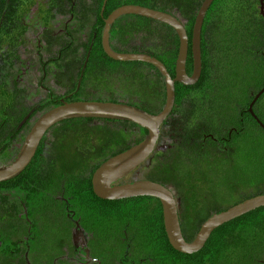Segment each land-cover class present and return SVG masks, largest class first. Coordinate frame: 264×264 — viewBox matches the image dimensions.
Wrapping results in <instances>:
<instances>
[{
	"label": "trees",
	"instance_id": "obj_1",
	"mask_svg": "<svg viewBox=\"0 0 264 264\" xmlns=\"http://www.w3.org/2000/svg\"><path fill=\"white\" fill-rule=\"evenodd\" d=\"M203 2L204 0H0V166L8 165L16 159L34 123L44 113L61 104L60 98L63 97L68 102L88 100L85 98L86 87L108 88L115 83L122 88L123 95L117 96L121 100L113 98L112 102L123 101L122 103L140 107L152 114L160 113L167 98L164 75L156 66L147 62L117 61L109 57L102 43L105 19L124 5L144 6L171 14L184 25L189 38L186 70L191 75L192 36ZM262 5L264 0L213 1L201 31V77L194 85L176 83L175 106L161 126L156 145V148H160L157 161L159 166L168 169L175 177L150 180L168 187L175 198L174 187H180L181 191H194L200 190L206 183L211 195L206 199L210 212L206 220L246 199L264 195V129L249 112L251 101L264 87ZM31 17H34L37 27L44 29L43 31H46L47 24L58 25L54 26V30H57L58 48L52 60L59 64L76 63L75 68L79 67L80 73L83 71L84 74L80 89L73 94H58L57 101L42 96V88L33 86L30 77L27 82L22 80L25 61H31L27 54H21L26 46ZM66 37L77 38L79 42L67 40ZM110 46L118 53H141L156 57L165 65L170 75L175 77L180 38L176 30L167 23L141 15H123L111 25ZM76 59L78 60L75 61ZM77 85L78 80H75L72 89H76ZM253 111L264 124V93L256 101ZM75 120L95 121L96 125L104 126L111 123L124 129H136L137 132H132L136 136L134 144L141 142L148 133L145 128L127 120L74 118L60 123ZM48 134L50 135V131L43 137L27 168L20 175L0 182L1 237L5 225L4 209L8 205H20V197L24 194L27 207L37 209L52 205L66 207L67 202L61 197L67 196L70 197V206L79 211L81 223L85 213L90 212L94 227L90 230L92 246L88 251L89 257L86 256V251L81 250V258L76 257L73 264L106 263L100 258L99 250L111 249L110 258L114 254V242H117L114 240L116 224H122L124 230L119 239L121 245L115 250L125 248L123 255L126 256L120 262L114 261L117 263L264 264L260 257L264 250V207L215 229L200 251L182 253L174 249L168 239L163 206L158 198L140 196L106 200L93 191L92 177L97 168L109 157L130 148L131 144L111 150L97 163L67 173L58 167V147ZM162 135L166 139L160 147ZM239 152L245 154V158H241L244 159V164L238 162L239 167L234 169L222 167L225 157L237 159ZM220 176L224 178L223 181L219 179ZM227 178H232V182L227 180L226 183ZM253 182L262 185L252 190L249 196L243 194L240 199L234 198L233 192H236L239 184ZM8 190H13L14 193L8 194ZM7 198L10 200L6 201ZM125 226L128 230L136 227L140 232V236L136 238L139 246L137 251L142 250L147 254L143 261L134 259L138 252L133 249L136 247L132 245V236L126 237ZM181 227L185 239L191 242L201 224L194 236H189L182 223ZM103 234L107 238H103ZM111 234L113 241L109 240ZM69 236L71 237V233ZM50 243L43 248L44 253L50 254L56 252V247L59 248V241L53 240ZM45 244L44 240L43 245Z\"/></svg>",
	"mask_w": 264,
	"mask_h": 264
},
{
	"label": "water",
	"instance_id": "obj_2",
	"mask_svg": "<svg viewBox=\"0 0 264 264\" xmlns=\"http://www.w3.org/2000/svg\"><path fill=\"white\" fill-rule=\"evenodd\" d=\"M213 1L204 0L195 21L192 36L193 73L191 75L186 70L189 38L184 25L178 19L167 12L144 6L124 5L114 10L105 19L102 43L106 54L117 61H141L156 66L164 75L166 82L167 98L164 109L158 114H152L140 107L122 102L97 100L68 102L63 100L61 104L44 113L35 122L27 134L16 159L8 165L0 166V182L20 175L33 160L45 134L61 121L74 118L127 120L145 128L148 133L141 142L112 156L97 168L92 177L93 191L98 197L106 200H122L140 196L158 198L163 206L165 230L174 249L187 254L198 252L204 247L215 229L248 212L264 207V195L251 197L241 203L235 204L229 209L208 218L201 225L195 239L188 242L182 232L177 200L168 187L152 180H138L131 183L113 185L138 168L154 152L160 137L161 126L172 113L175 106L176 83L180 82L185 85H194L199 81L202 74L201 31L206 13ZM105 4L106 1L103 5V10ZM261 11L264 15V5H262ZM127 14L156 19L169 24L176 30L180 38V47L176 62L175 77L170 75L165 65L156 57L141 53H118L112 50L110 46L111 25L119 17ZM263 93L264 87L251 101L249 112L264 129V124L257 118L253 111L256 101Z\"/></svg>",
	"mask_w": 264,
	"mask_h": 264
},
{
	"label": "rangeland",
	"instance_id": "obj_3",
	"mask_svg": "<svg viewBox=\"0 0 264 264\" xmlns=\"http://www.w3.org/2000/svg\"><path fill=\"white\" fill-rule=\"evenodd\" d=\"M34 17L30 18L29 24L30 29L26 35V46L21 51V54H24V56L27 54L28 57L31 58V61H25V66L22 68V80L27 82L29 77H36L37 76V69L40 67V55L43 57H47L49 54L53 53V50L55 51L57 49V45L50 40H54V32H49L48 29L55 31L52 29V27H46V33H44L42 36L40 35V29L37 27V23L34 22ZM48 28V29H47ZM37 29V30H36ZM57 32V30H56ZM67 40H74L75 42H79L77 38L71 39V38H65ZM23 56V57H24ZM76 59L75 61H77ZM75 66L77 64L75 63H68L66 66L59 70V73L55 76H53V82L55 84H59L63 89H69L71 86L73 87V80L75 77ZM63 68V69H62ZM53 69V67L49 68V72ZM98 89L96 91L89 90L87 91L86 97L88 100H97V101H111L115 99L121 100L122 98H118V95H123L122 88L115 83L108 88L105 86L97 87ZM41 93V92H40ZM48 96V93L42 89V96ZM40 94L38 95V97ZM114 96V97H113ZM35 97V96H34ZM123 102V101H121ZM97 122H84L82 120H75L73 122H64V123H58L53 127L49 137L51 140H53L58 147V167L63 172H73L74 170H77L83 166H86L91 163H95L99 160H101L104 156L109 154V152L116 148H122L126 144H131V146L135 145L133 142L136 139V136L132 132H137L136 129L131 130V128L125 127V130L122 126L118 125L115 126L111 123L105 124V126L102 125H96ZM35 124V123H34ZM90 124L91 126H88ZM125 130V131H124ZM129 130V131H128ZM163 135L160 139V147L164 143ZM203 146H201L202 148ZM203 150V149H201ZM212 152L214 150L212 149ZM160 154V148H156V150L135 170H133L131 173L126 175L121 179V181H138V180H150L152 178H174L175 175L170 173L168 169L165 167H161L158 164V156ZM239 157L236 159L234 157H225L223 163V168H238L239 163L244 164V159L241 160V158L245 154L242 152H239ZM247 157V155H246ZM238 160V161H237ZM221 181L224 180V178H221ZM229 180L232 182V178L225 179V182L228 183ZM261 183L253 182V183H243L239 184L237 187L236 192H233L234 198L240 199L243 194L249 196V193L252 190L257 189L259 186H261ZM173 186V185H172ZM174 187V186H173ZM180 188V187H179ZM179 188L174 187V193L176 194L178 205L180 209V217H181V223L186 229L189 236H194L195 231L198 229L200 224L204 223L206 218L209 216V206L207 203V197L209 194V186L205 183L203 184L202 188L199 190H184L181 191ZM178 193V194H177ZM211 196V195H210ZM193 199V200H191ZM182 203V204H181ZM121 225V226H120ZM120 226V227H119ZM128 226V225H127ZM125 226V230L127 228ZM116 232L119 233L120 230H124L122 224H116ZM119 228V229H118ZM119 231V232H118ZM133 234V233H132ZM129 233V236L132 235ZM197 234V233H196ZM195 234V235H196ZM57 236L60 237L61 234L53 233L51 234V237L49 235L48 241H53L52 237ZM67 241H65V244L62 248H55L56 252H52L48 254L47 256H42V258H37L33 254L27 255V262L29 264H52L53 262H56L55 264H62V263H68L73 264V260L68 257H73L72 249L67 250V248L70 247L71 239L69 236H66ZM113 241V239L117 242H114L116 244V248L120 247L121 243L119 242V236L115 235L114 238L110 237ZM46 241V240H45ZM110 242V241H109ZM120 243V244H119ZM138 243H133V248L136 250V256H134V259H137V261H143L144 257H147V254L145 252L137 251L139 249ZM127 247V246H126ZM115 248V249H116ZM114 249V248H113ZM114 254L110 258V252L111 249H101L99 250L101 252L100 258L103 260V262H106L104 264H121L114 261H122L126 259V256L123 255V250H115ZM93 251V250H92ZM125 252V250H124ZM87 256V255H86ZM260 257L262 261L264 262V250L260 254ZM91 263V262H90ZM5 264H14V260H8ZM98 264H102L99 262Z\"/></svg>",
	"mask_w": 264,
	"mask_h": 264
},
{
	"label": "flooded vegetation",
	"instance_id": "obj_4",
	"mask_svg": "<svg viewBox=\"0 0 264 264\" xmlns=\"http://www.w3.org/2000/svg\"><path fill=\"white\" fill-rule=\"evenodd\" d=\"M48 27L58 25L55 24H47ZM44 29H40V35L42 36L45 31ZM54 40L50 38L52 42L57 45V32H54ZM57 52V49L53 53L49 54L47 57H43L40 55V67L37 69L38 73L36 77H30V80H33V86H40L43 90L48 93V98L53 101H57L56 98L58 94H67L76 92L80 89V83L83 77V71L80 73L79 67L75 68V77L73 80V84L75 80H78V85L76 89H72V86L69 89H63L59 84H55L53 82V76L59 73L61 67H65L67 63L63 62H55L53 61L54 53ZM53 67V69L49 72V68ZM62 68V69H63ZM80 73V74H79ZM22 81V80H21ZM94 90L97 88L86 87L85 93L87 91ZM68 96V95H67ZM61 102L65 100L63 97L60 98ZM66 101V100H65ZM58 106V105H57ZM55 127V126H53ZM52 127V128H53ZM50 133L52 130H49ZM48 131V132H49ZM47 134V133H46ZM45 134V135H46ZM49 136V134H48ZM111 158V157H109ZM108 158V159H109ZM105 162V161H103ZM97 163V162H95ZM133 181H121L118 180L113 185H121L126 183H131ZM8 194L14 193L13 190H8ZM176 195V194H175ZM25 194L20 197L18 206L8 205L4 209V234L1 237V229H0V264H5L8 260H14V264H29L27 262V255H34L35 257L42 258V256H47V253H44L43 248L48 247L51 243L48 242L49 235L58 233L61 234L60 237L53 236L52 239L59 241L58 247L62 248L65 244V241L69 240L66 236L71 233V244L67 250L72 249L73 257H68L72 260L77 258H81L82 251L84 250L87 253V250H90L92 244L91 236L92 231H90L93 227V222L91 221L90 212L85 213L84 221L81 223V217L79 215V211L76 208L71 207L70 205V197H61V199H65L67 202L66 207H53L48 206L45 209L41 207H27L25 204ZM177 199V197H176ZM10 199L7 198L6 201ZM67 200V201H66ZM178 201V200H177ZM179 206V205H178ZM180 209L178 207L179 218L180 217ZM86 221V222H85ZM121 226V225H120ZM119 226V227H120ZM117 228V227H116ZM119 229V228H118ZM143 229V227H142ZM143 231V230H142ZM119 232V231H118ZM129 233H133L132 236V245L133 243H138L136 238L140 236V232L135 227V229L128 230L126 229L125 234L126 237ZM115 234V233H114ZM115 235L122 236V230ZM134 235V236H133ZM142 236V235H141ZM48 237V238H47ZM55 237V238H54ZM103 238H107L106 234H103ZM110 237H113L111 234ZM111 238H109L110 240ZM45 241V245H43V241ZM129 244V242H128ZM127 244V246H128ZM80 251V252H79ZM89 257V252L86 254ZM56 262V259H55Z\"/></svg>",
	"mask_w": 264,
	"mask_h": 264
}]
</instances>
